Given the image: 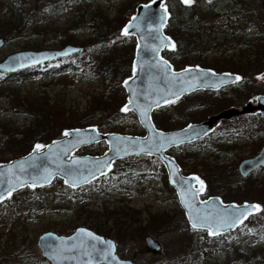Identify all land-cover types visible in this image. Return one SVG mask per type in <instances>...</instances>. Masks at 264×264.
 <instances>
[{"label": "rangeland", "instance_id": "1", "mask_svg": "<svg viewBox=\"0 0 264 264\" xmlns=\"http://www.w3.org/2000/svg\"><path fill=\"white\" fill-rule=\"evenodd\" d=\"M208 1L210 0H196L202 8ZM47 2L48 0H0V21L11 23L9 24L10 27H4V31L9 33L5 38L3 37L5 43L0 48V60L7 54L20 49H34L26 47L29 41H33L34 44L39 45L37 49L59 48L65 43L82 45L83 48L85 47L84 42H87L89 37H95L94 27L90 26L89 23L93 21L98 23L99 20L96 17L99 14L101 17L105 16V19L109 20V22L104 20V24L102 23V31H105L104 33L110 38L105 40L107 44L97 47L96 56H99L107 47L112 50L117 48L119 54H121L120 59L123 61V56H127V48L130 46L126 41L132 40L130 42L136 44L135 37L122 33V28L128 20L120 26L118 32L127 37V39L114 42L115 37L110 36L111 34L119 35L117 29L123 18L120 15L119 8L124 0L64 1L59 6V9L49 16L39 28H33L31 26V10H37L45 6ZM245 2L256 13L259 26L262 25L260 24L264 22L262 0H246ZM165 4L167 5V2ZM260 27L263 31L262 26ZM71 35L74 38L73 41L63 42L65 38ZM262 36L263 34L249 35V43L243 47V51L240 54L229 51L228 55H234V57H231L233 59L237 55H241V59L243 60L248 57L249 61L253 60V63L256 62L259 59L261 45H263ZM74 55L31 67L25 71L11 73L12 75L10 76L8 73H0V86L4 88V92L0 93V162H7L21 156L16 153L19 144H22L24 140L23 136L20 135L8 139L3 127L25 132L31 127L34 120L32 110H37L36 108L39 106H42L45 110L46 108L48 110L58 109L60 112H66L65 116L68 119L74 115L83 117L91 113L89 108L92 106V103L90 104L89 100L93 94L100 91L101 80L91 74L86 76L84 73L72 71L69 68V64L71 60H75ZM229 58L225 57L224 59ZM259 70L251 78L253 85L259 84L261 86L264 84V65ZM4 74H8L9 77L5 78ZM244 84L246 82L242 83L241 86H245ZM122 89L125 94V100L121 105L118 104L120 99L112 101L113 106L104 115L106 117L101 119L91 118L78 128L95 126L102 132L144 135L145 131L139 124L136 115L130 111H121L122 106L126 102V93L123 87ZM233 90L234 88L228 89V91ZM224 92V89H220L214 93L193 94L189 96L190 99L180 98L173 101L171 108L182 111L189 100L193 99L197 101L203 98L210 101L212 98L224 94ZM256 95L258 94L252 92L249 98L241 104H230L222 107L216 105L210 113L201 115L200 119L193 122L204 120L208 115L230 106L239 107L249 99L255 100ZM45 102L48 103V106ZM32 107L35 109H32ZM132 114L136 117L138 125H135L133 122ZM113 117L117 119L116 122L111 121V119H114ZM250 119L253 122L258 121L259 126L253 125L238 135H222L219 133V130H215L211 136L208 135L193 142V145L188 149L193 148L194 153L200 154V156L197 159L188 161L185 159L186 154H183L187 166L183 170V173L197 175L203 180L205 190L207 183L202 175H208L207 168H209L210 163L214 162L215 158V155H213L215 149L211 147V144L214 146L220 142L222 145H228L230 148H228V151L221 153V161L215 167L228 166L226 169H229L230 173L224 174V179H229L230 182L238 181L239 179L236 176L233 177V171H237L238 162L245 157L255 154L264 142V113L258 118L254 115L251 118L240 119L236 117L230 120L232 124H240V122L249 121ZM106 122H109V125H106ZM99 124L102 125V129L99 127ZM225 125V120H222L218 123L216 129L219 126L222 129ZM112 127L116 128L112 129ZM261 128L263 129L262 131ZM63 133L64 131H62V136ZM50 141H35L25 151L29 152L37 144L44 147ZM106 148L107 144L102 141L82 147L76 150V153L98 155ZM181 150L183 149L180 147L173 148L168 153L176 158V156L181 155ZM126 160H136V163L140 167H143L146 173L141 176L135 175L130 181L123 183L122 181H117L118 188L113 190L111 196L103 193L104 188L102 187L106 185L108 187L111 183L106 184L104 180H100L99 178L80 187L77 191L85 195L84 197H79V193H72L73 189L66 186L62 179L56 177L50 184L44 186L43 200H36L35 206H30L32 200H28V204L22 208L18 203L19 207L16 204L13 206L8 204V208H2L0 210V264H25L8 259L11 256L8 252H14L13 248L17 250L18 247L23 248L29 258V264H50L49 261L41 256L40 249L36 244L37 236L45 230H52L58 234H69L77 226L89 227L91 222L96 224V227L102 231L104 237L115 241V250L119 257L133 259L134 264H153L155 262L159 264H223L214 261L207 255L203 256L200 254L198 245L205 246L210 250L211 247L207 246L206 241L211 246L218 245L220 241L217 239L202 241V236L199 238L198 234L205 230L189 226L184 212L183 216L179 213V202L174 190L167 187V175L160 161L155 157L149 156L131 157ZM119 161L120 163L127 164L122 162L123 160ZM198 172L201 174H198ZM252 175L254 182H258L257 180L264 182V165L257 173ZM206 178L211 179L210 181L213 182L214 190L210 194H206V191H203L200 197L205 199L211 195H218L222 199L221 195L226 194L228 189L225 187V189L217 190L222 185L221 181H216L219 176L215 175L211 177L208 175ZM59 181L67 187L65 191L59 189L61 187ZM241 192H244V189H241L240 193H238L239 196H241ZM235 193H237V190L233 194ZM18 195L24 197L22 192ZM243 197L231 202H257L259 210L247 217L240 225L246 231L244 239L248 238L246 240L248 241L247 244L242 247L245 251L254 253L257 259L264 262V237H255L249 232L251 225L256 221V217L261 213V205L250 194ZM84 201L87 202L82 204ZM118 208H132L135 210V218L133 219L135 221L131 219L133 217H129V222H136L134 224L136 229L121 232L117 231L113 224L112 226L110 225V220L114 222V219L108 218V212L112 209L117 210ZM155 213L167 214L168 216V221L161 228L147 226L148 221L151 223V216ZM138 218L139 220L137 221ZM205 232L209 235L207 231ZM232 233H226L225 239L229 244H234L238 247L237 244L240 243V239ZM31 234L34 235L35 241H32ZM146 234H150L160 242L161 248L158 253L153 254L146 251L143 244V236ZM235 260H242L240 264H249L244 261V258H240L238 254H235ZM261 262L257 261L256 264H264Z\"/></svg>", "mask_w": 264, "mask_h": 264}, {"label": "water", "instance_id": "2", "mask_svg": "<svg viewBox=\"0 0 264 264\" xmlns=\"http://www.w3.org/2000/svg\"><path fill=\"white\" fill-rule=\"evenodd\" d=\"M165 3L166 0L138 3L134 13L122 28V33L124 34L123 30L126 29L127 34L124 35L135 37L136 42L131 75L122 81L126 93L125 104L129 105L127 111L136 115L145 131L144 135L102 132L95 126L69 128L67 129L69 135L53 139L43 148L33 147L24 155L7 162H0V195L7 198L10 196L7 194L9 191L12 194L24 187L46 186L55 177L62 179L69 188H78L106 174L114 161L145 155L156 157L162 164L168 185L174 190L189 226H191L190 217L198 213L211 218L209 227L214 231L218 219L233 212L234 209L247 213L240 217V222L235 226L226 227L217 234L211 235L217 236L234 231L247 217L259 210V207H247L259 206L257 202H224L218 195L202 199L200 195L203 191H199L202 180L195 174H183L174 156L167 151L208 135L221 120H230L233 117L256 112L264 113V94L256 95L255 100L249 99L239 107L224 108L208 115L204 120L189 122L175 129L157 128L151 118V112L164 105L165 101L179 99L196 90H217L235 83L236 77H240L235 72H217L211 68L195 65L174 69L170 60L162 55L164 49H169L173 45L172 39L164 31L169 16ZM261 3L264 7V0ZM161 4L164 5L163 8ZM193 18H197L196 13L193 14ZM4 43V38L0 36V48ZM81 49V45L71 43H65L59 48L20 49L0 60V71L15 73L48 61L69 57ZM134 66L135 70H133ZM185 69L187 71H184ZM145 107L146 114L142 115ZM161 138L165 140L175 138L179 142L167 143L159 147ZM77 140L85 142L77 144ZM53 141L56 143L53 144ZM100 141L107 144V148L101 154L76 153V150ZM99 163L105 164V167L97 172L96 167ZM108 164L111 167H107ZM263 165L264 142L254 155L238 162L237 170L241 177H246L251 171ZM48 174H50L49 178L45 182L42 177ZM73 178L77 181L75 187H72L71 183H65L66 179ZM20 184H23V187H20ZM189 188L195 192L194 198L190 193H186V189ZM209 227L196 229L209 233ZM81 229L84 231H79ZM88 233L92 235L89 236ZM36 244L41 256L50 264H134L132 259L118 256L113 239L106 238L86 226H77L69 234L45 230L37 236ZM143 244L145 249L153 254L158 253L161 248L160 242L150 234L143 236Z\"/></svg>", "mask_w": 264, "mask_h": 264}, {"label": "trees", "instance_id": "3", "mask_svg": "<svg viewBox=\"0 0 264 264\" xmlns=\"http://www.w3.org/2000/svg\"><path fill=\"white\" fill-rule=\"evenodd\" d=\"M64 1L68 0H48L45 6L37 10H31V26L36 29L39 28L40 25L49 18V16L53 15L54 12L59 9V6L64 3ZM146 1L148 0H124L119 8L120 15L123 16V18L120 21L117 33L120 30V26L123 25V23H125L133 14L135 6L140 2ZM245 1L246 0H210L202 8L196 0H191V3L189 4H185L180 0H167L169 17L165 26V32L171 37L173 47L171 49L164 50L162 54L170 61L172 60L171 62L174 69H179L187 65H199L211 68L215 71L236 72L240 74L241 78L234 84L221 88L225 90L224 94L214 97L210 101L203 98L197 101H194L193 99L189 100L182 111L171 108L173 101L154 109L151 117L156 127L164 130L178 128L189 122L200 119L201 115L210 113L213 110L212 108L216 105L222 107L230 104H241L249 98L252 92L255 94L264 93V84L259 86V84L253 85L251 83L252 76L258 73L260 71L259 69L262 65H264V22L260 23L262 24L260 26L263 28L262 31L257 22L256 13L246 5ZM194 13L197 14L196 19L193 18ZM96 18L99 20L98 23H95V21L89 23L90 26L94 27L95 37L91 36L87 39V42H84L85 47L74 55L75 60H71L72 62L70 61L69 64V68L72 71L84 73L86 76L91 74L95 78H100L101 80L100 91L93 94L89 100L90 104L92 103V106L89 108L91 113L83 117L74 115L68 119V117L65 116L66 112H60L58 109L48 110L46 108L45 110L42 106H39L36 108L37 110H32L34 120L31 127L25 131L26 133L3 127L8 139L15 138L19 135L23 136L24 140L22 144H19L16 154L22 155L26 153L27 151L25 150H27L35 141L44 142L61 137L62 131L68 128L80 127L91 118L101 119L106 117L104 115L107 114L109 108L113 106L112 101L114 100L120 99L118 102L119 105L124 102L125 94L121 86V81L130 75L135 43L130 42L132 40L126 41L130 46L127 48V56H123V61L120 59L121 54H119L117 48L112 50L107 47L99 54V56H96L97 47L107 44L105 40L108 38L104 33L105 31H102V23L104 24V20H106L105 16L101 17L99 14ZM106 22H109V20H106ZM9 24L11 23L8 21H0V36L4 38L7 36L9 32L4 31V27H10ZM251 34H263V45H261V52L258 56L259 59L253 63V60L249 61L248 57H246L245 60L241 59V55H237L235 59L231 58L232 56L234 57V55L229 56L228 52L232 51L233 53L238 52V54H240V52L243 51V47L249 43V35ZM110 36L115 37L114 42H120L123 39H127V37H124L121 34H111ZM73 40L74 38H72L71 35L70 37L65 38L63 42ZM26 47L37 49L39 45L34 44L33 41H29V44L26 45ZM225 57L230 58L224 59ZM10 75L12 74H9V76ZM9 76L8 74H4L5 78ZM244 82H246V84H244L245 86H241ZM231 88H234V90L228 91V89L230 90ZM3 92L4 88L0 86V93ZM206 92L214 93L216 91L199 90L188 95H184L182 98H189V96L193 94H203ZM45 104L48 106V103L45 102ZM32 109L35 108L32 107ZM254 115L258 118L261 114L256 113ZM254 115H242L239 116V118H251ZM113 118L114 119H111V121L116 122L117 119L115 117ZM132 118L135 125H138L134 114H132ZM225 122L226 125L222 128L224 130L221 129V126L215 129L216 131L219 130V133L222 135H238L239 133L244 132L246 128L252 127L253 125L259 126L258 121L253 122L251 119L249 121H242L240 124H232L230 121ZM106 125H109V122H106ZM99 127L102 129L101 124H99ZM114 128L116 127H112V129ZM112 129L110 128V130ZM262 130L263 129L261 128V131ZM212 133L209 136H211ZM192 145L193 143H189L175 147L183 149L181 150V155L176 156V160L182 171L187 168L185 163L186 160L189 161L191 159H197L198 156H200V154L194 153L192 150L193 148L188 149ZM211 147L215 149L213 153L215 158L214 162L210 163L207 171L208 175L211 177L215 175L219 176L216 181H221L222 185L217 190L225 189V187L228 189L226 194L223 196L221 195L222 199L224 201H237L236 199L244 198L243 196L248 194L255 197V199L260 202L261 213L258 217H256V221L253 225H251L249 232L255 237H264V182L260 180H257L258 182H254L252 177V174L257 173L260 168L253 170L245 178L239 176L237 171H233V177L236 176L239 180L236 182H230L229 179H224V174L230 173L229 169H226L228 166L223 165L215 167L221 161V153L228 151V148L230 147L228 145H222L220 142L214 146L211 144ZM183 154H186V160H184ZM122 162L127 164L115 161L111 170L99 178L100 180H104L106 184L111 183L108 187L107 185L102 186L104 188L103 193H107L109 196L112 195L113 190L118 188L117 181H122L123 183L130 181L135 175L141 176L146 173L144 168L140 167V165L136 163V160H123ZM202 176L207 183V188L204 191H206V194H210L214 190L212 185L213 182L210 181L211 179L206 178L205 175ZM60 184L61 187H59V189L65 191L67 187H65L62 182H60ZM167 187L171 189L169 185ZM79 189L80 188L73 189L71 192L74 194L79 193V197H84V193L77 191ZM241 189H244V192H241L242 194L239 196L238 193H240ZM44 190L45 187L22 188L20 191L12 193L10 197L1 201L0 210L4 207L8 208V204L13 206L15 204L17 205V203L22 208L28 204V200H32L30 206L33 207L35 206L34 203L36 200H43L42 197ZM235 190H237V193L233 194ZM20 192L23 193L24 197H20L18 195ZM85 202L87 201L82 202V204H85ZM178 210L183 216V211L180 206H178ZM134 212L135 210L132 208H118L117 210L112 209L108 212V218L114 219V222L110 220L109 223L111 226L113 224L117 231L121 232L136 229L134 226L136 222H129V217H133L131 218L132 220L135 218ZM138 220L139 218L137 221ZM167 221V214L155 213L151 216V223L148 221L147 226L150 225L151 228H161ZM89 228L99 234H103L93 222L90 223ZM232 234L240 239V243L237 244L238 247L227 242L225 239L226 234H220L212 237L205 231L200 232L198 237L200 238L202 236V241L216 239L220 241L218 245L214 246H211L209 242L206 241L207 246L211 247L210 250L205 246L198 245L200 248V254L203 256L207 255L214 261H218L223 264H240L242 260H235V254H238L240 258H244V261L249 264H256L257 261L261 262L260 259L256 258L254 253L243 249L242 246H245L248 242L246 241L248 238L244 239V236H246L245 230L239 226ZM31 237L32 241H35L33 234H31ZM10 244L12 243L10 242ZM13 251L14 252H8L11 255L8 259L29 264V258L25 254L22 247H18L17 250L13 248ZM261 263L264 262L262 261ZM153 264L159 263L155 262Z\"/></svg>", "mask_w": 264, "mask_h": 264}, {"label": "snow or ice", "instance_id": "4", "mask_svg": "<svg viewBox=\"0 0 264 264\" xmlns=\"http://www.w3.org/2000/svg\"><path fill=\"white\" fill-rule=\"evenodd\" d=\"M183 2L185 4H189L191 3V0H183ZM161 7L163 8L164 5L161 4ZM124 31V34H127L126 33V29L123 30ZM133 70H135V66L133 67ZM184 71H187L186 69ZM175 75V74H174ZM237 80L240 79L239 76L236 77ZM125 83H127V81H125ZM131 103V101L129 102ZM165 103H167V101H165ZM128 107L129 105L128 104H125L122 108H121V111H127L128 110ZM135 110V109H134ZM142 115H145L146 114V107L144 109V111H142L141 113ZM94 127V126H93ZM190 127V126H189ZM65 136L69 135V131L68 130H64V133H63ZM85 141L83 140H77L76 143L79 144V143H84ZM179 141L176 140L175 138H169L167 140L161 138L160 140V143H159V147H163V145L167 144V143H178ZM56 142L53 141V144H55ZM36 149H40L41 147H43L42 145H35L34 146ZM65 151H67V148H65ZM11 164V162H9ZM105 167V164L103 163H99L98 166L96 167V171L97 172H100L101 169H103ZM107 167H111L110 164L107 165ZM49 175H45L42 177V179L47 182L48 178H49ZM65 183H71L72 187H75L76 186V183L77 181L73 178L71 180L69 179H66L65 180ZM201 187L199 189V191H203V182L201 181ZM20 187H23V184H20L19 185ZM31 186H34V185H31ZM186 193H190L191 196L194 198L195 197V192L192 191L191 188L189 189H186ZM8 195H11V191H9L7 193ZM5 197L4 195H0V200H4ZM219 199V198H217ZM247 207H255V208H258L259 206L258 205H253V206H247ZM247 213L245 211H241L239 209H234L233 212H230V213H227L223 218H219L217 223L215 224V231L209 227L210 223H211V218L209 216H204V215H201V214H197L196 216H191L190 217V224L193 228H197V227H209V234L210 235H215L219 232V230L221 229H224L226 227H229V226H235L236 223H239L240 222V217L246 215ZM79 231H84V230H79ZM89 236H91L92 234L91 233H88ZM109 244L111 242H108Z\"/></svg>", "mask_w": 264, "mask_h": 264}, {"label": "flooded vegetation", "instance_id": "5", "mask_svg": "<svg viewBox=\"0 0 264 264\" xmlns=\"http://www.w3.org/2000/svg\"><path fill=\"white\" fill-rule=\"evenodd\" d=\"M234 118H235V117H234ZM232 119H233V118H232ZM232 119H230V120H232ZM230 120H229V121H230ZM251 156H252V155H251ZM237 165H238V164H237ZM237 171H238V170H237ZM182 173H183V171H182ZM198 173H200V172H198ZM183 174H185V173H183ZM200 174H201V173H200ZM185 175H186V174H185ZM224 202H227V201H224Z\"/></svg>", "mask_w": 264, "mask_h": 264}]
</instances>
